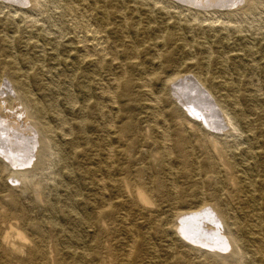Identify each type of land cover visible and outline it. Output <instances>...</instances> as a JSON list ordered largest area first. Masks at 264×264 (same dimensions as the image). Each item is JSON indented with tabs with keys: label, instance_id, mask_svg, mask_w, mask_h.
Here are the masks:
<instances>
[{
	"label": "rangeland",
	"instance_id": "374dc122",
	"mask_svg": "<svg viewBox=\"0 0 264 264\" xmlns=\"http://www.w3.org/2000/svg\"><path fill=\"white\" fill-rule=\"evenodd\" d=\"M0 62V133L37 150L0 153V264H264V0H0ZM197 208L228 250L176 234Z\"/></svg>",
	"mask_w": 264,
	"mask_h": 264
},
{
	"label": "bare ground",
	"instance_id": "6f19581e",
	"mask_svg": "<svg viewBox=\"0 0 264 264\" xmlns=\"http://www.w3.org/2000/svg\"><path fill=\"white\" fill-rule=\"evenodd\" d=\"M261 1V0H260ZM19 3V2H18ZM249 3V2H248ZM27 4V3H26ZM214 6V5H213ZM193 7V6H192ZM209 7V6H208ZM85 10V9H84ZM69 18V17H68ZM76 21V20H75ZM75 24V23H74ZM87 25V24H86ZM89 28V27H88ZM74 29V28H73ZM85 29H87V28H85ZM86 31V30H85ZM82 33H84V32H82ZM85 34V33H84ZM78 36V35H77ZM84 37L82 38V40H83V43H85L86 45H87V49L89 50H91V51H93L94 53H96L98 56H99V58H100V60H102V61H104V60H106V55H105V52H106V45H105V42H103V38L102 37H100L99 35H97L95 32H93V31H91L90 29H88V31H87V33L85 34V35H83ZM82 37V36H81ZM81 44V43H80ZM209 49V48H208ZM86 51V50H85ZM210 51V50H209ZM93 53V54H94ZM159 53V52H158ZM158 55V54H157ZM209 63V62H208ZM0 69H9V73H10V75H11V77H12V79L13 80H15V81H17L16 79H17V75H18V73H17V70L11 65V64H3V63H1L0 62ZM189 76H191L192 77V75H189ZM187 77V76H186ZM189 78L190 80H192V81H194V83H192V86H193V84H195V82H196V84L198 85V88H199V90L201 89L202 91H201V93L203 94L204 93V91L206 92V94L208 93L209 95H210V97L212 98V100L214 101V98H213V96H212V94L206 89V87H205V84L202 82V80H200V79H198V78H195L194 80L192 79V78ZM149 79V78H148ZM176 79H179V78H176ZM183 79L184 78H182V79H180V80H177L176 81V86H180L182 83V81H183ZM187 80V79H186ZM191 81V82H192ZM178 82V83H177ZM184 82V81H183ZM190 82V83H191ZM181 83V84H180ZM6 85H7V83H6ZM173 85H175V83L173 84ZM185 85V84H184ZM196 85V86H197ZM175 86V88H174V92H175V94H176V97L178 98L179 97V94H178V90L179 89H177V87ZM183 86V85H182ZM184 87V86H183ZM185 87H187V86H185ZM184 87V88H185ZM103 88V87H102ZM147 88V87H146ZM181 88V87H180ZM197 88V89H198ZM101 89V88H100ZM182 89V88H181ZM191 89V88H190ZM196 89V88H195ZM196 89V90H197ZM184 90V89H183ZM183 90H181V92H184ZM185 90H188V88H186ZM193 90H194V86H193ZM195 90V91H196ZM189 91V90H188ZM187 92V91H186ZM194 92V91H193ZM199 92V91H198ZM101 93H102V91H101ZM190 93V92H189ZM147 94V93H146ZM181 94V93H180ZM186 94V93H185ZM193 94V93H192ZM195 94H197V92L195 93ZM199 94V93H198ZM257 94H258V92H257ZM148 95V94H147ZM187 95V94H186ZM146 96V95H145ZM185 96V95H184ZM183 96V97H184ZM192 97L194 96V95H191ZM190 96V97H191ZM237 96V95H236ZM239 96V95H238ZM246 96V95H245ZM113 97V96H112ZM147 97H150V96H147ZM152 97V96H151ZM175 97V96H174ZM186 97V96H185ZM184 97V98H185ZM188 97V96H187ZM192 97L190 98V99H192ZM198 97V96H197ZM209 97V96H208ZM207 97V98H208ZM107 98V97H106ZM115 98V97H114ZM154 98V97H153ZM152 98V99H153ZM180 98V97H179ZM194 98V97H193ZM112 99V98H111ZM181 99V98H180ZM185 99H187V98H185ZM189 99V98H188ZM201 99V98H200ZM205 99V98H204ZM115 100V99H114ZM113 100V101H114ZM179 100V99H178ZM209 100H210V98H209ZM208 100V101H209ZM160 101V100H159ZM182 101H183V99H182ZM186 102L187 101H189V100H185ZM184 101V103H186ZM203 101V100H202ZM207 101V102H208ZM151 102V101H150ZM191 102V101H190ZM115 103H116V101H115ZM152 103V102H151ZM205 103V102H204ZM211 103V102H210ZM26 104L27 105H30V104H32V101L30 100V99H26ZM155 104V103H154ZM207 104V103H206ZM209 104V103H208ZM213 104V103H212ZM197 105V104H196ZM199 106H200V104H198ZM203 105V104H202ZM156 106V105H155ZM204 106V105H203ZM159 107V106H158ZM194 107H195V104H194ZM193 106H192V108H194ZM202 107V106H201ZM205 107H207V106H205ZM212 107V106H211ZM13 108V107H12ZM147 108V107H146ZM204 107H202L201 109H203ZM207 108H209V107H207ZM102 109H103V107H102ZM105 109V108H104ZM197 109H198V107H197ZM212 109V108H211ZM191 110V109H190ZM199 110V109H198ZM205 110H206V108H205ZM208 110V109H207ZM101 111V110H100ZM103 111V110H102ZM193 111V110H192ZM210 113H211V111H209ZM103 113V112H102ZM162 113V112H161ZM202 113V112H201ZM203 113H204V111H203ZM205 114V113H204ZM203 114V115H204ZM213 114V113H212ZM7 115H9V116H11V118L12 119H14L15 121H20V123L19 124H21L22 123V120H25V119H27L28 117H27V113H26V110H25V107H24V105H16L15 106V111L13 112V113H10L9 111H7ZM162 115V114H161ZM201 116V115H200ZM207 116V115H206ZM209 117H210V115H208ZM213 116V115H212ZM216 116V115H215ZM214 116V117H215ZM213 117V118H214ZM10 117H9V119H11ZM195 118H197V117H195ZM199 118V117H198ZM216 118V117H215ZM201 119V118H200ZM203 119H204V117H203ZM202 119V120H203ZM212 119V118H211ZM218 119V118H217ZM216 119V120H217ZM209 120H210V118H209ZM220 120V119H219ZM1 121V120H0ZM9 121V120H8ZM207 124L206 125H208V127H210L211 128V125H214L213 127H218L219 126V124H218V126L216 125V124H214V122L213 123H211V124H209V121L207 120V117L205 118V120H204ZM6 122H7V120H6ZM5 122V123H6ZM45 122V121H44ZM4 122H3V124H5ZM13 123V122H12ZM24 123V122H23ZM217 123H218V120H217ZM3 124H1L0 123V125H2V126H0V130L3 128ZM7 124V123H6ZM8 124H10V123H8ZM15 124H16V122H15ZM15 124H14V126H15ZM27 124V123H26ZM62 124V123H61ZM203 124H205V123H203ZM63 125H65V124H63ZM63 125H61V126H63ZM8 126V125H7ZM10 126L11 125H9L8 127L10 128ZM13 126V125H12ZM17 126V125H16ZM15 126V128H17ZM20 126V125H19ZM221 126V125H220ZM219 126V127H220ZM26 127V126H25ZM30 127V126H29ZM224 127V126H223ZM6 128V127H5ZM9 128H8V130H9ZM22 128H23V125H22ZM37 128V127H36ZM4 129V128H3ZM18 130H19V128H17ZM26 129V128H25ZM215 129V128H214ZM5 130H7V129H5ZM16 130V129H15ZM21 130V129H20ZM20 130H19V132H20ZM27 130H29V129H27ZM26 130V131H27ZM216 130V129H215ZM219 130V129H218ZM3 130H1V132H2ZM10 131V130H9ZM8 131V132H9ZM12 131V134L14 133L13 132V130H11ZM26 131H25V133H26ZM31 132H32V130H30ZM38 131H39V128H38ZM61 131V130H60ZM213 131V130H212ZM22 132H24L23 131V129H22ZM40 132L41 133H43V134H49V133H51V130L48 128V127H45V126H41V128H40ZM55 132V131H54ZM5 133V132H4ZM9 133H11V132H9ZM27 133H29V132H27ZM34 133V132H33ZM7 134V133H6ZM11 134V135H12ZM21 134V133H20ZM164 134V133H163ZM31 135V134H30ZM53 135V134H52ZM9 136V135H8ZM13 136V135H12ZM18 136H20V135H18ZM33 136H35L34 134H33ZM32 136V137H33ZM6 135H5V137H3L2 139H0V142H1V140H3L4 142V144H1L0 146H1V148L3 149H0V153H2V155H3V157L5 158V160H7L12 166H15V168L17 167V168H27V167H29V166H31L33 163H34V161H35V159H36V152H37V150H36V146L35 145H33L32 143H33V141H29V143H25L24 142V137H23V140L21 141V143L20 142H18L19 140L16 138V140H18L16 143H12V141L14 140H10L9 139V137H8V139H6ZM164 137V136H163ZM4 138H5V140H4ZM12 138V137H11ZM27 138H29V137H26L25 139H27ZM34 139V138H33ZM36 139V138H35ZM164 139V138H163ZM29 140V139H28ZM15 141V140H14ZM26 142H28V141H26ZM4 145V146H3ZM37 145V144H36ZM164 147V146H163ZM167 148V147H166ZM110 149V148H109ZM113 151V150H112ZM111 151V152H112ZM110 158V157H109ZM199 163V162H198ZM9 164V165H10ZM169 168H172V167H169ZM168 170V169H167ZM171 172V171H170ZM168 174V173H167ZM105 181V180H104ZM101 182H103V180H101ZM173 185H174V183H172ZM222 193V192H221ZM175 194V193H174ZM176 199V198H175ZM175 203V202H174ZM238 203V202H237ZM147 206V205H146ZM208 207V206H207ZM242 208H243V206H242ZM247 208V207H246ZM204 209V208H203ZM202 208H197V210H194V211H191V212H187V213H185V212H178V211H176L175 212V218H177V219H179V222L177 223V225L175 226V232H176V234L178 235V236H180L182 239H184V240H186V241H189V242H191V243H193V244H196V245H201V246H205V247H212V248H215V249H219V250H228V248H230V243L229 242H226V241H223V242H221L220 240H219V242L218 243H216V242H214L213 241V238H214V235L213 234H216V235H220V233H221V231L219 232V230L216 232V230H215V232L216 233H214V232H211V231H209V230H203L202 229V224H201V229H200V225H198V223H200L199 222V219L201 218V217H204V216H208V218H209V220H210V217H212L216 222H218V223H216V224H218V225H220L221 226V224H220V222H219V217H220V213H218V212H214V211H212L211 212V209L209 210H203ZM243 209H245V208H243ZM98 211V210H97ZM242 211V210H241ZM244 211V210H243ZM246 211V210H245ZM221 212V211H220ZM235 212V211H234ZM245 213V212H244ZM227 215H228V213H227ZM231 215H233V214H231ZM244 215V214H243ZM242 215V216H243ZM210 216V217H209ZM232 217V216H231ZM205 218V217H204ZM230 219V218H229ZM206 220V219H205ZM221 220V219H220ZM178 221V220H177ZM208 221V220H207ZM215 221H213L214 223H215ZM204 222V221H203ZM206 222V221H205ZM209 222V221H208ZM212 223V222H211ZM228 223V222H227ZM230 223V222H229ZM206 224V223H205ZM213 224V223H212ZM215 225V224H214ZM218 225H216L217 226V228L219 227ZM132 226V225H131ZM203 226H205V225H203ZM213 226V225H212ZM260 227V226H259ZM171 229H172V227H171ZM219 229V228H218ZM221 230V229H220ZM235 231V230H234ZM129 232V231H128ZM238 232V231H237ZM213 233V234H212ZM241 234V233H240ZM248 234V233H247ZM194 236V237H193ZM218 237H220V236H218ZM230 238V237H229ZM222 239H224V238H222ZM233 239H235L234 237H233ZM261 239V238H260ZM216 240H217V237H216ZM226 240V239H225ZM262 240V239H261ZM133 241V240H132ZM208 241H209V243H208ZM211 241V242H210ZM235 241H236V239H235ZM250 241V240H249ZM212 242H214V243H212ZM231 242H232V240H231ZM247 242V241H246ZM251 242V241H250ZM256 242V241H255ZM132 243V242H131ZM255 245V244H254ZM36 246H37V248H39V245H37L36 244ZM248 246H249V243H248ZM258 247V246H257ZM259 249V248H258ZM214 250V249H213ZM253 250V249H252ZM131 253V252H130ZM129 253V254H130ZM84 254V253H83ZM128 254V253H127ZM128 254V255H129ZM128 259V258H127ZM33 261V260H32ZM117 264V263H116ZM255 264V263H254Z\"/></svg>",
	"mask_w": 264,
	"mask_h": 264
},
{
	"label": "snow or ice",
	"instance_id": "6c2138e0",
	"mask_svg": "<svg viewBox=\"0 0 264 264\" xmlns=\"http://www.w3.org/2000/svg\"><path fill=\"white\" fill-rule=\"evenodd\" d=\"M0 126H2V125H0ZM3 138V133H0V139H2Z\"/></svg>",
	"mask_w": 264,
	"mask_h": 264
}]
</instances>
